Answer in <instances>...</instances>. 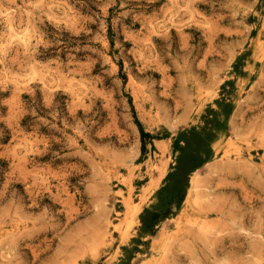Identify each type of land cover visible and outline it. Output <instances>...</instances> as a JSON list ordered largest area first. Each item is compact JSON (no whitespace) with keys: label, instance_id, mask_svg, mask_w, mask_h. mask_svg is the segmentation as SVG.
Masks as SVG:
<instances>
[{"label":"rangeland","instance_id":"1","mask_svg":"<svg viewBox=\"0 0 264 264\" xmlns=\"http://www.w3.org/2000/svg\"><path fill=\"white\" fill-rule=\"evenodd\" d=\"M0 264H264V0H0Z\"/></svg>","mask_w":264,"mask_h":264},{"label":"trees","instance_id":"2","mask_svg":"<svg viewBox=\"0 0 264 264\" xmlns=\"http://www.w3.org/2000/svg\"><path fill=\"white\" fill-rule=\"evenodd\" d=\"M178 164H179V166H178V168H177V170H176L177 173H179V172L182 171V168H181V165H182V164H181V160L179 161ZM193 169H195V167H194V166H191V167L189 168V172L192 171ZM160 217H161V215H156V216H155V218H156L157 220L160 219ZM163 217H164V215L161 217V219H162Z\"/></svg>","mask_w":264,"mask_h":264},{"label":"bare ground","instance_id":"3","mask_svg":"<svg viewBox=\"0 0 264 264\" xmlns=\"http://www.w3.org/2000/svg\"><path fill=\"white\" fill-rule=\"evenodd\" d=\"M8 28H9V26H8ZM13 30V29H12ZM16 33V32H15Z\"/></svg>","mask_w":264,"mask_h":264}]
</instances>
